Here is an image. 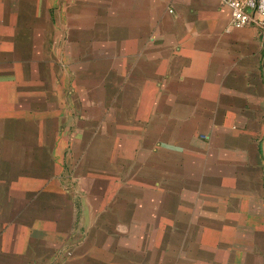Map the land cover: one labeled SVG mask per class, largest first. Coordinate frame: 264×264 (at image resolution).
<instances>
[{"label":"crops","instance_id":"obj_1","mask_svg":"<svg viewBox=\"0 0 264 264\" xmlns=\"http://www.w3.org/2000/svg\"><path fill=\"white\" fill-rule=\"evenodd\" d=\"M16 1L0 0V26ZM52 4L48 0L44 13L57 10L65 51L95 57L92 71L107 66L111 82L101 86L105 96L90 81L89 103L121 106L123 113H109L108 122H137L130 127L137 133L121 127L130 143L139 144L138 187L120 196L113 178L111 189L101 193L97 179L89 188L80 184L77 198L61 186V209H50L45 227L39 225L44 204L41 213L19 219L30 201L29 184L1 177L0 264H50L58 249L64 264H125L97 257V242L103 251L112 245L95 240L97 231L133 234L123 236L129 249L134 234L152 228L149 247H215L218 240L227 250L213 255L210 264H264V66L258 31L231 28L224 0ZM11 19L18 25L17 16ZM0 39L17 41L1 27ZM113 140H106L102 163L115 177ZM98 147L95 157L105 152L104 145ZM132 156L130 148L129 157L122 156L129 169ZM203 256L206 264L210 254Z\"/></svg>","mask_w":264,"mask_h":264},{"label":"rangeland","instance_id":"obj_2","mask_svg":"<svg viewBox=\"0 0 264 264\" xmlns=\"http://www.w3.org/2000/svg\"><path fill=\"white\" fill-rule=\"evenodd\" d=\"M56 4L58 0H53L52 6ZM34 6H39L40 12L37 8L34 11ZM47 6L48 0H17L13 2V9L5 10L11 14L0 26L4 32L14 33L17 40L0 39V178L3 180L4 176L11 175L5 183L19 181L29 184L30 201L25 203L24 214L20 213L19 219L30 213H41V204H44L46 210L42 215L46 213V216L40 218L39 225L45 227L50 219V209L51 214L61 209V186L78 193V198L80 184L89 188L98 179L102 193L103 188L111 189L112 179L115 178V191L122 196L124 189L131 187V192L132 187L137 189L139 173V144L137 140L130 143L129 137H124L122 128L124 124L128 134L137 133L130 129L131 124L137 122H108L109 113L115 112L118 116L123 113L121 106H94L89 103L90 81L99 83L101 93L104 91L101 86L111 82L108 81L107 66L92 71L95 57L77 56L71 48L66 52L62 46L64 42L59 40L62 25L57 23V10L46 15L44 8ZM16 16L18 25L11 24V17ZM28 34H32L34 40H30ZM96 108L98 113L94 114ZM113 137L116 161H119L115 177L107 175L111 170L102 163L106 158V140ZM96 145L99 150L103 149L101 145L105 146V152L99 157L93 156ZM129 148L133 152L130 169L129 159L127 164L122 163L124 154L129 157ZM130 182L131 185H128ZM103 196L105 198V194L100 197ZM89 197L96 203L97 199ZM138 226L135 225V228ZM154 233L152 228L150 232L134 234L136 241H131L129 249H126L123 236L133 239V234L119 231L101 233L98 230L95 240L112 245L108 251H103L97 242V257H106L109 263L115 259L125 264H205L203 255L210 254L206 261L210 264L213 255L227 250L218 240L215 247L183 245L179 250L175 247L168 250L149 247L150 236ZM58 251L51 256L50 264L67 262L60 258ZM229 251L234 252L235 249Z\"/></svg>","mask_w":264,"mask_h":264},{"label":"built area","instance_id":"obj_3","mask_svg":"<svg viewBox=\"0 0 264 264\" xmlns=\"http://www.w3.org/2000/svg\"><path fill=\"white\" fill-rule=\"evenodd\" d=\"M224 3L232 12L231 28L252 27L258 31L264 66V0H224Z\"/></svg>","mask_w":264,"mask_h":264}]
</instances>
